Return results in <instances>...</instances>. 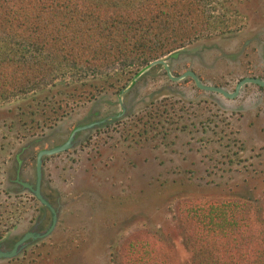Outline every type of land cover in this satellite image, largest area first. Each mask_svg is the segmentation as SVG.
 Wrapping results in <instances>:
<instances>
[{"label":"rangeland","instance_id":"1","mask_svg":"<svg viewBox=\"0 0 264 264\" xmlns=\"http://www.w3.org/2000/svg\"><path fill=\"white\" fill-rule=\"evenodd\" d=\"M211 6L216 14L226 13L230 31L199 37L185 46L177 59H167L174 72L185 65L217 79L219 72L241 71L247 61H255V49L264 41V0H215ZM199 62L212 68L200 70ZM159 73L138 80L124 101L133 105L132 115L141 116L152 100L159 102L172 96L177 123L164 124L170 128L165 139L158 136L147 141L145 137L127 136V124L115 123L129 120V114L99 129L80 132L73 148L46 158L44 188L53 191L52 196L48 195L53 203L59 197L60 214L53 233L20 256L27 264H114L113 255L119 246L142 232H152L166 245L165 236L172 240L170 254L183 262L189 253L175 233L179 197L252 195L264 206V113L253 116L257 96L242 94L238 98L241 103L222 97L218 103V97L215 103L204 102L207 94L197 95L192 84H171ZM86 78L102 83L101 79ZM30 104V94L13 97L0 101V112L10 121L25 112L22 119L28 120L26 112L34 110ZM242 104L246 109L239 111ZM93 108L100 111V117L114 113L119 110L118 96L108 90L93 100L80 102L52 129L34 136H41L42 145L61 143ZM38 118L36 115V121ZM213 132L240 140L245 149L238 154V164L228 165V158L222 156L231 155L237 147L231 143L223 147ZM31 137L20 130V143ZM25 171L24 176L33 175L31 166ZM41 211V205L25 191H21L17 206L3 203L0 239L19 237Z\"/></svg>","mask_w":264,"mask_h":264},{"label":"trees","instance_id":"2","mask_svg":"<svg viewBox=\"0 0 264 264\" xmlns=\"http://www.w3.org/2000/svg\"><path fill=\"white\" fill-rule=\"evenodd\" d=\"M214 2L0 0V100L30 94V117L39 115L36 125L52 127L82 99L93 100L106 90L119 94L150 61L228 29L226 13L216 14ZM86 74L102 83L89 82ZM144 112L133 119L136 133L131 135L165 139L169 130L159 127L170 122L169 114H163L167 110L152 100ZM213 135L223 147L230 146L225 134ZM232 141L237 151L222 155L228 165L238 164L245 149L238 139ZM182 197L175 206V233L188 250L185 261L170 254L172 240L165 236L166 245L152 232H142L119 246L113 263L264 264V206L259 199ZM27 263L18 257L2 264Z\"/></svg>","mask_w":264,"mask_h":264},{"label":"flooded vegetation","instance_id":"3","mask_svg":"<svg viewBox=\"0 0 264 264\" xmlns=\"http://www.w3.org/2000/svg\"><path fill=\"white\" fill-rule=\"evenodd\" d=\"M228 31H230V30L226 29L223 31H216V32H213L211 34L223 35ZM208 35L209 34L205 35V37ZM187 45L188 44H186L185 46H187ZM257 52H258V55L255 58V61H252V62H250V60L247 61L246 65H244V70H241V71L238 70L236 72L233 71V72H227V73L226 72H219V76L217 79L215 77H213V78L206 77L203 74H201L200 71H198L197 69L187 67L185 65H179L178 66L179 71L174 72L173 70H171L170 65L168 63L167 64L170 68V73H171V76L173 78H177V77L183 75L184 73H186L187 71H191L197 76V78L199 79V81L203 85L219 87V88L224 89L225 91H227L229 93H233L235 91L238 83L242 79L255 78V79H260V80L264 81V41L262 42L261 46L256 47L255 53L257 54ZM164 56H166V55H164ZM164 56H161L159 58H162ZM248 59H249V57H248ZM154 60H156V59H154ZM154 60H152V61H154ZM152 61H150V62H152ZM149 63H147V64H149ZM147 64H145V65H147ZM160 65H161V67L158 64L151 66L148 69V71L140 77L139 80H144L149 74L150 75L155 74L157 71L160 70L159 74L164 76V79L166 82L171 83V84H178L180 82H187V83L192 84V86L196 89V91L198 92L197 95L202 94V93L207 94V98L202 99V101H204V102H207V101L209 102L211 100V102L215 103L216 97L219 98L216 101L217 103L219 100H222V98H224L225 100L236 101V100H238V98L240 96H242V94H247V95L251 94V96H254V94H255L257 96V103H256L255 108H253L254 109L253 116L258 115L259 113H264V85H260L258 83H254V82L243 83L240 87V90L238 91V94L236 96H234L233 98H228V97H225L222 93L215 92V91H208V90H204V89L199 88L196 85L194 79L189 75L184 76L180 79L174 80V79L170 78V76L167 74L166 70L164 69V66L162 64H160ZM201 65H202V68L200 70H202L204 68L205 69L206 68H212L208 64L202 63ZM144 66L140 67L138 69V71L140 69H142ZM105 92H108V90H106ZM129 93H130V91L126 95H128ZM113 94L117 95L116 93H113ZM171 98H172V96L169 98L165 97L162 100H160L159 102H157L160 105V108L162 110H164V111H165V109L167 110V112H163L164 117H166L167 113L169 114L168 116L170 117L169 123H161L162 126H161L160 130H162V128L163 129L166 128L164 124L173 125V123H171V121H173L174 124L177 123L176 117L174 118V116H175L174 102L170 101ZM252 98L254 99V97H252ZM0 101H2V100H0ZM83 101H89V100L88 99H84V100L82 99L81 101L77 102V104L75 106H73V109H72V111H70V113L73 112L75 110V108H77L80 105V102H83ZM237 102L241 103L240 99ZM222 104L224 105L223 102H222ZM242 105H243L242 107H238L239 111H243L244 109H246L245 104H242ZM236 106H238V105H236ZM181 109H183V107H181ZM30 113H31V110L26 112V115L29 117L28 120L22 119L23 115H25V112H24V114L21 113L19 115V118H18L19 113L16 114L17 119L14 120V118H12L10 121L8 119V116H5L2 112H0V208L2 207L3 203H7V205H11L13 207L17 206V204L19 203L21 191L27 192L29 194V197L32 198V200H34L37 204H40V202L38 201V199L35 197L34 194H32L30 191L24 190L22 188V186L19 182L20 181L19 179H23L25 182H30V183H32V185H34L35 179H36V170H35L36 157H37L38 152L40 150L49 149V148H52V147L60 144V142H57L54 144H49V145L48 144H44V145L40 144V142H41L40 137L41 136L35 137L34 134L36 132H38V131L40 132L46 128L52 129L53 125H52V127L51 126L48 127L46 125H39V126L36 125V119L34 118L36 116V114L35 115L33 114L34 117L33 116L30 117V115H29ZM135 117H136L135 115H133V117L129 116V118H130L129 120L118 121L117 123H115V125L120 124V123H123L125 125L127 124L126 125L127 128L125 127V130L128 134L127 136H131L132 133H136V130L131 129L132 124H133L132 122L134 121L133 119H135ZM139 117H140V115L137 118H139ZM38 119H42V118H40V116H39ZM88 122L89 121L87 120L84 124H86ZM74 126H73V128H74ZM73 128L71 129V131L73 130ZM185 128H186L185 126L181 127L180 130H184ZM20 130L22 131V133L24 132V134L26 133L28 135L33 136L34 138L31 137L32 139H30V140H26V138H23L25 140H22L21 141L22 143H20ZM70 132H69L68 136L70 135ZM204 132H206V130ZM68 136H67V138H68ZM225 136L229 140V143H228V141L226 142L229 145H230V143L231 144L233 143L232 139H238L237 137H231L230 134H228V136L227 135H225ZM144 139L146 140V138H144ZM33 140H39V142L34 143L31 146L24 148L21 152V148L23 146H25L26 144H28V142L33 141ZM239 142H240V140H239ZM233 146H235V145H233ZM68 150L69 149H67L63 152H66ZM63 152H60V153H63ZM53 155H55V154H53ZM50 156H52V155L44 156L43 161H42V180H41V189L40 190H41V193H43L47 197H49L48 196L49 194H51V196L53 195V191L52 192L50 190H49V192L46 191V189L44 188L45 185H44V181H43L45 160H46V158H48ZM20 158H22L21 162L19 160ZM30 166L33 169V175L31 177H26L23 175V173H25L26 168H30ZM49 199L53 202L51 197H49ZM47 217H49V213H48ZM1 221H3V220L1 219ZM1 223H2L1 226L5 227V225L3 224V223H5V221H3Z\"/></svg>","mask_w":264,"mask_h":264},{"label":"water","instance_id":"4","mask_svg":"<svg viewBox=\"0 0 264 264\" xmlns=\"http://www.w3.org/2000/svg\"><path fill=\"white\" fill-rule=\"evenodd\" d=\"M184 48L177 49L168 55L156 59L149 64L145 65L142 69L138 71V73L133 77V79L117 94L118 96V104H119V110L111 113L109 115H105L103 117H100V111L95 110L94 108L91 109L88 112V115L84 117L83 120L79 121L73 128V130L70 132V135L66 140H64L62 143L49 148V149H43L40 150L36 157V179L35 184L32 185L30 182H25L23 179H19L20 184L24 190L30 191L32 194L35 195V197L38 199L41 205V213L38 215L35 222L19 237L16 238H9L4 237L0 239V262H5L10 259L18 258L20 257L27 248L30 246L44 241L46 238H48L54 231L56 224L59 219L60 214V203H59V197L55 203H53L49 197L41 193V180H42V161L44 156L57 154L60 152H63L67 149L73 148L77 141H78V135L80 132L85 130H94L96 128L115 123L118 120L123 119L124 117L128 116L133 112V105L128 102V104L124 101V97H126V94L136 85L137 81L140 79V77L148 71V69L156 64H162L164 66V69L166 70L167 74L170 76V78L177 80L184 76H191L196 85L204 90L208 91H215L222 93L225 97L233 98L238 94V91L240 90V87L243 83L246 82H254L258 83L260 85H264V81L260 79L255 78H245L242 79L235 91L233 93H229L225 91L224 89H221L219 87L214 86H207L203 85L197 76L191 72L187 71L183 75L173 78L170 73V68L167 64V59H177L181 54H183ZM97 103V102H96ZM95 105V104H94ZM93 105V106H94ZM89 121L88 123L84 124L86 121ZM39 142V140H33L28 142L25 146L21 148V152L24 148L31 146L34 143ZM20 162L22 161V158L19 159ZM19 162V163H20ZM49 213V221L47 224H45V220L47 218V215Z\"/></svg>","mask_w":264,"mask_h":264}]
</instances>
